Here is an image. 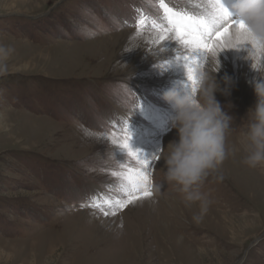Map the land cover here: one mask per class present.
Here are the masks:
<instances>
[{"label": "rangeland", "instance_id": "obj_1", "mask_svg": "<svg viewBox=\"0 0 264 264\" xmlns=\"http://www.w3.org/2000/svg\"><path fill=\"white\" fill-rule=\"evenodd\" d=\"M173 2L0 0V264H264V64L216 32L172 112Z\"/></svg>", "mask_w": 264, "mask_h": 264}, {"label": "bare ground", "instance_id": "obj_2", "mask_svg": "<svg viewBox=\"0 0 264 264\" xmlns=\"http://www.w3.org/2000/svg\"><path fill=\"white\" fill-rule=\"evenodd\" d=\"M184 1V6L173 2L171 11L165 17V20L178 27L183 26L185 32L174 34L169 41L161 46V52L155 55V58L159 60L169 59L167 63L173 67V74L167 83L178 84L179 87L176 94H172L170 90V99L167 98L172 112L180 111L184 107L185 101L192 95L195 81L200 76L198 66L201 65L202 53L208 49L209 37L216 32L223 33L221 39L224 41L223 50L221 49L222 54H225L229 63L237 62L240 71L243 72L245 66L251 67L252 62L264 64V0ZM242 72L239 74H242ZM244 74L246 75L245 77L242 76L241 80L247 86V77L251 74L254 75V73L247 71ZM263 78L262 75L257 79L263 83ZM167 83L164 82L163 87L167 88ZM247 87H250V85ZM250 89L252 94L254 93L256 96L258 93L260 94L258 85L252 86ZM178 97H181L182 100H179ZM151 107L153 125L145 126L142 130L147 135L146 137H155L160 132L166 131L168 127V119L166 117L162 118L160 111L154 105ZM131 120L130 126L132 128H139L140 125L144 126L134 119ZM174 135L175 132L171 138H174Z\"/></svg>", "mask_w": 264, "mask_h": 264}]
</instances>
